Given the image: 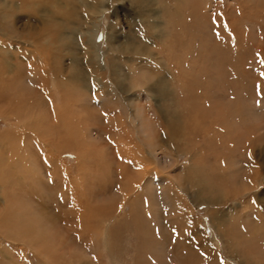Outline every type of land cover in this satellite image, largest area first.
I'll use <instances>...</instances> for the list:
<instances>
[{
  "label": "rangeland",
  "instance_id": "374dc122",
  "mask_svg": "<svg viewBox=\"0 0 264 264\" xmlns=\"http://www.w3.org/2000/svg\"><path fill=\"white\" fill-rule=\"evenodd\" d=\"M96 1L0 0V264H264V0Z\"/></svg>",
  "mask_w": 264,
  "mask_h": 264
},
{
  "label": "bare ground",
  "instance_id": "6f19581e",
  "mask_svg": "<svg viewBox=\"0 0 264 264\" xmlns=\"http://www.w3.org/2000/svg\"><path fill=\"white\" fill-rule=\"evenodd\" d=\"M2 1V0H1ZM97 2V4H99V8L95 11V12H93L92 14H94V17H97L95 20L93 19V21H92V23H91V25H92V30H91V34H89V38L87 39V44L89 45V48L91 49V51H88V54L89 55H91L92 56V58H93V61L95 62V61H97V62H99V59H100V57H103V52L101 51L102 49H100V48H98L97 47V45H96V43H95V36H96V34H97V32L99 31V23H100V20H101V22H102V20L105 18V14H106V11H107V8H106V4H105V2H106V0L105 1H103V0H97L96 1ZM179 5V4H178ZM7 18V17H6ZM2 20V19H1ZM8 20V19H7ZM7 23V22H6ZM15 57H16V55H15ZM17 57L19 58V56L17 55ZM14 58V57H13ZM22 58V57H21ZM17 59V58H16ZM104 59V57L102 58V60ZM9 61V60H8ZM104 61V60H103ZM102 61V62H103ZM73 63H75V62H73ZM104 66H105V68H106V65L104 64V62L102 63ZM101 64V65H102ZM14 65H15V63H14ZM98 66H99V64H97ZM100 65V66H101ZM99 66V67H100ZM103 66V67H104ZM102 67V68H103ZM19 69V68H18ZM100 70H102V69H100ZM20 71H21V69H20ZM10 72V71H9ZM2 73V72H1ZM12 73V72H11ZM17 73H19V72H17ZM5 74H6V72H5ZM14 75V74H13ZM61 75V74H60ZM15 76V75H14ZM17 76V75H16ZM3 77V76H2ZM74 77V76H73ZM6 78V77H5ZM16 78V77H15ZM75 79H77V81H79L80 83H82V89L84 90V91H88V89L90 88V87H92V88H95L96 90H98V89H102L101 87V83L102 82H100V84H99V80L97 79V78H92L91 79V81H90V83L89 84H87V83H85V79L83 78H81V77H79V79L77 78V77H75ZM18 82V79L17 80H14V84H16L17 82ZM70 81H74V78H71V79H68V80H66V82L67 83H70ZM76 81V80H75ZM76 81V82H77ZM5 82V81H4ZM61 82V81H60ZM3 83V82H2ZM13 83V82H12ZM103 84V83H102ZM12 85V84H11ZM5 86L6 85H4V83H3V87L5 88ZM103 87H105V86H103ZM40 88V87H39ZM60 88V87H59ZM60 90H61V88H60ZM95 90V91H96ZM91 91V90H90ZM92 91H93V89H92ZM108 91L109 92H112V93H114L116 90H114V88L112 87V86H108ZM56 92V91H55ZM4 93H5V91H4ZM4 93H2L1 92V94H3L4 95ZM111 93V94H112ZM55 95V94H54ZM57 95V94H56ZM3 97V96H2ZM32 97V96H31ZM40 99H41V97H40ZM43 99V98H42ZM2 100V99H1ZM27 100V99H26ZM42 101V100H41ZM48 103H49V101L48 100H46ZM61 101V106H62V111H67V112H70V110H72L71 108H73V105L71 104V101L69 102L68 100H66V98L64 99V97L62 96V99L60 100ZM112 101H113V99H112ZM2 102V101H1ZM46 102V103H47ZM38 103H40L41 105H42V103L43 102H40V100H39V102ZM47 103V104H48ZM52 103V102H51ZM115 103V102H114ZM118 103V102H117ZM1 104V103H0ZM17 104V103H16ZM2 105V104H1ZM18 105V104H17ZM36 105V104H35ZM55 105V104H54ZM113 105V104H112ZM116 105V104H115ZM36 106H38V105H36ZM44 106V105H43ZM43 106H41V107H43ZM46 106V105H45ZM44 106V107H45ZM109 106H111V105H109ZM119 106H120V104H119ZM17 107V106H16ZM25 107V106H24ZM29 107V106H28ZM83 107L84 106H79V105H76V102H75V104H74V108H77V109H83ZM118 107V106H117ZM32 108V107H31ZM55 108H56V110H58L57 109V107H56V105H55ZM109 108V107H108ZM48 109V108H47ZM50 110V109H49ZM52 110H53V107H52ZM60 110V109H59ZM107 110V109H106ZM17 111V110H16ZM28 111V110H27ZM73 111V110H72ZM79 111V110H78ZM19 112V111H18ZM54 112V111H53ZM57 112V111H56ZM56 112H55V114H56ZM108 112V111H107ZM112 112V111H111ZM15 114V113H14ZM54 114V115H55ZM20 115V114H19ZM55 117V116H54ZM133 117L135 118V119H138L139 117H140V113L139 112H137L136 111V114H135V116L133 115ZM118 118V117H117ZM18 121H19V119H17ZM117 120V119H116ZM139 120V119H138ZM115 121V120H114ZM55 122V121H54ZM118 122H119V119H118ZM118 122L116 123L117 125H118ZM121 122V121H120ZM146 122V121H145ZM22 123V122H21ZM20 123V124H21ZM114 123V122H113ZM124 125V124H123ZM22 126V125H21ZM90 127V126H89ZM120 128H122L121 126L119 127V129ZM137 129H138V133H139V135L141 136V137H143V142H144V145L145 146H147V152H148V155L151 157V158H156L155 156V150H154V147L152 146V143L150 142V141H148V143H146L145 141H144V138L146 139V138H148V130L146 129V124L144 123V122H142V121H140V124H138L137 125V127H136ZM123 129V128H122ZM114 130H115V128H114ZM117 130V129H116ZM121 130V129H120ZM79 131V130H78ZM117 132V131H116ZM121 132V131H120ZM9 133V132H8ZM122 133V132H121ZM3 134H5V133H3ZM17 134V133H16ZM9 135V134H8ZM10 136V135H9ZM9 136H6V137H9ZM17 136V135H16ZM15 136V137H16ZM124 136V135H123ZM13 138V137H12ZM0 139H1V137H0ZM4 139H6V140H8V139H11V137L10 138H4ZM20 139V138H19ZM18 139V140H19ZM94 141H97V138H92ZM91 139V140H92ZM5 140V141H6ZM13 140V139H12ZM22 140V139H21ZM20 140V141H21ZM12 142V141H11ZM16 142H18L19 143V141H16ZM22 142H24V140L22 141ZM21 142V143H22ZM85 142V141H84ZM20 143V144H21ZM111 143V142H110ZM114 143V142H113ZM24 144V143H23ZM22 144V145H23ZM16 145H18L17 143H16ZM113 145V144H112ZM107 146V145H106ZM1 147V146H0ZM74 147V146H73ZM70 148V146L67 148V149H69ZM71 149V148H70ZM135 149V148H134ZM73 150V149H72ZM81 150V149H80ZM117 150V149H116ZM138 150V149H137ZM10 151V150H9ZM13 151V150H12ZM58 151H66V148H63V147H61ZM4 152H6V150L4 151ZM120 153H122L121 152V150H120ZM124 154V153H123ZM121 155V154H120ZM112 158V157H111ZM12 159V158H11ZM121 159V158H120ZM81 160H82V158H81ZM137 162V161H136ZM14 163V162H13ZM16 163V162H15ZM14 163V164H15ZM18 163V162H17ZM42 163V162H41ZM126 165V164H125ZM52 165H50L49 163H47V168L49 169V170H53V167H51ZM134 166V165H133ZM124 167V166H123ZM23 168V167H22ZM135 168H139L138 167V165L135 167ZM135 168H133V171H138V169L136 170ZM124 169H125V167H124ZM23 170H25V169H23ZM123 170V169H122ZM14 171H15V169H14ZM61 171V170H60ZM126 171V170H125ZM124 172V171H123ZM11 173V172H10ZM142 173V172H141ZM150 173V172H149ZM126 174V173H125ZM26 175V174H25ZM45 175H46V173H45ZM45 175H43L42 174V176H44V177H48V178H50L51 176H45ZM9 176H11V175H9ZM24 176V175H23ZM27 176V175H26ZM33 176V175H32ZM41 176V177H42ZM138 176H140V172H139V175ZM12 177V176H11ZM15 177H19L18 179H21L20 178V175H19V172H18V169L16 170V175H15ZM52 177H54V176H52ZM121 177V176H120ZM142 177H143V175H142ZM140 178H141V176H140ZM9 179V178H8ZM54 179V178H53ZM55 179H56V177H55ZM30 180V179H29ZM10 181V180H9ZM24 181V180H23ZM34 181V180H33ZM43 181V180H42ZM58 181V180H57ZM56 180L54 181L53 180V182H51L50 184H52L51 186H54V182L56 183L57 182ZM26 182V181H25ZM44 182V181H43ZM43 182H41V181H37V185H41V187H43L45 190H46V188H47V185L44 183L43 184ZM49 182V181H48ZM59 182V181H58ZM24 183V182H23ZM29 183V182H28ZM128 183V182H127ZM34 184V182L31 184L30 183V187H31V185H33ZM49 184V185H50ZM158 184V183H157ZM23 185V184H22ZM36 185V186H37ZM127 185V184H126ZM160 185V184H159ZM26 186V185H25ZM162 186V185H161ZM169 186V185H168ZM22 187V186H21ZM33 187V186H32ZM31 187V188H32ZM38 187V186H37ZM58 186H54V188L55 189H58L57 188ZM127 187V186H126ZM165 187V185L163 186V188ZM30 188V189H31ZM53 188V189H54ZM162 188V187H161ZM166 188V187H165ZM165 188H164V191H165ZM29 189V188H28ZM65 189V188H64ZM33 190V189H32ZM139 190V189H138ZM23 191V190H22ZM34 191V190H33ZM47 191V190H46ZM49 191V190H48ZM55 191H57V190H55ZM60 191V190H59ZM59 191H57V192H59ZM66 191V190H65ZM140 191V190H139ZM162 191V190H161ZM164 191L162 192V193H159V194H164ZM169 191V190H168ZM168 191H166L167 193H168ZM7 192V191H6ZM26 192V191H25ZM9 193V192H8ZM22 193H24V191L22 192ZM28 193V192H27ZM33 193V192H32ZM62 193H64V192H60V194H62ZM67 193V192H66ZM29 194V193H28ZM65 194V193H64ZM72 194V193H71ZM158 194V195H159ZM6 195V194H5ZM23 195V194H22ZM67 195V194H66ZM168 195V194H167ZM3 196V195H2ZM61 196H63V194L61 195ZM60 196V197H61ZM30 196H28V198H29ZM160 197V196H159ZM20 198V197H19ZM23 198V197H22ZM31 198V197H30ZM33 198V197H32ZM65 198V197H64ZM63 198V199H64ZM75 199H76V197H74ZM161 198V197H160ZM163 199V202H166V201H168L169 203H170V197H168V196H163L162 197ZM2 199H3V197H2ZM14 199H15V197H14V195L11 193V195L10 194H8L7 195V197H6V206H4L5 207V209L4 210H2V209H0V210H2V211H0V231H2V232H4V229H5V231H6V233L10 236V237H13L14 239H16V240H21L22 239V236L24 235H26V232H28V233H31V232H34L35 233V235H36V228H35V226H36V224H37V222H35L36 220H34L33 218L34 217H32V215H33V213L31 214V213H29V212H26V211H24L25 213H21L20 212V209H19V212H15L14 210H13V204H12V202L14 201ZM57 199V198H56ZM65 199H67V197L65 198ZM68 199H69V197H68ZM167 199V200H166ZM58 200H59V198H58ZM62 200V199H61ZM72 200H74V199H72ZM166 200V201H165ZM40 201V200H39ZM62 201H65V200H62ZM71 201V200H70ZM70 201H68L69 202V204L71 203ZM18 201L16 200V203H17ZM20 202V201H19ZM66 202H67V200H66ZM77 203V201H74V203ZM2 203V202H1ZM38 203V202H37ZM75 203V204H76ZM35 204V203H34ZM67 204V203H66ZM72 204H73V202H72ZM78 204V203H77ZM76 204V205H77ZM19 205V204H18ZM46 205V204H45ZM3 206H2V208H3ZM20 206V205H19ZM67 206H69V205H67ZM75 206V205H74ZM63 207H65V206H63ZM76 207V206H75ZM16 208V207H15ZM34 208V207H33ZM66 208V207H65ZM39 209V208H38ZM35 211V213L36 214H44V213H38V211L36 212V209L34 210ZM69 211V210H68ZM75 211H77V210H75ZM73 212V211H72ZM79 212V211H78ZM80 213V212H79ZM26 214H31V216H28V215H26ZM38 215V216H39ZM57 215V214H56ZM67 215V214H66ZM81 215V214H80ZM80 215H78V216H80ZM37 216V217H38ZM41 217L43 216V215H40ZM40 216L37 218V219H39V220H41V218H40ZM58 216H59V214H58ZM32 218L33 219V221H32V219H30V218ZM70 217V216H69ZM82 217V216H81ZM28 218H29V220H28ZM58 218V217H57ZM43 219V218H42ZM71 219V218H70ZM73 219V218H72ZM77 219H78V217H77ZM80 219H82V218H79V220ZM44 221H45V219H43ZM47 220V219H46ZM75 220V219H74ZM61 221V220H60ZM81 221V220H80ZM41 222H43V221H41ZM41 222L39 223L38 222V224L39 225H37L36 227L37 228H39L38 226H40V225H42L41 224ZM46 222V221H45ZM47 222L49 223L50 221L49 220H47ZM46 222V223H47ZM73 222V221H72ZM68 223V222H67ZM70 223V222H69ZM50 224H51V226H53V223H51L50 222ZM74 224V223H73ZM78 224V223H77ZM109 222L106 224V228H105V230H104V232H103V240L105 241L107 238H108V231H109ZM111 225V224H110ZM44 226H45V224H44ZM50 226V227H51ZM67 226V225H66ZM42 228H45V227H43L42 226ZM46 228H47V226H46ZM48 228H49V226H48ZM34 229L36 230V231H34ZM40 230V229H39ZM41 231H42V229H41ZM48 231V230H47ZM50 231V230H49ZM5 233V232H4ZM40 235H42V233L40 234ZM32 237H34L35 238V236H32ZM41 237V236H40ZM0 238H2V237H0ZM23 238H26V237H23ZM34 238H33V241H34ZM37 238V237H36ZM7 239V238H6ZM5 239V240H6ZM36 241H38L37 239H35ZM52 240V239H51ZM108 241V240H107ZM3 243V242H2ZM45 244V243H44ZM7 245V244H6ZM104 245H105V242H104ZM3 246V245H2ZM22 246V245H21ZM30 246V248H32V246L31 245H29ZM37 246H38V244H37ZM56 246V245H55ZM108 246V245H107ZM105 247V246H104ZM9 248H11V247H9ZM36 248V247H35ZM14 250V249H13ZM105 250H108V248L107 247H105ZM59 251V250H58ZM109 251V250H108ZM4 252V251H3ZM18 254V253H17ZM22 254V253H21ZM24 255V254H23ZM45 255V254H44ZM18 256V255H17ZM20 256V255H19ZM53 256V255H52ZM62 256H64V255H62ZM79 256V255H78ZM112 256V255H111ZM10 257V256H9ZM23 257V256H22ZM65 257V256H64ZM13 258V256H11V258H9V259H12ZM25 258V257H24ZM23 258V259H24ZM1 259V258H0ZM6 259V258H5ZM20 259V258H19ZM13 260V259H12ZM35 260H37V259H35ZM107 260V259H106ZM10 261V260H9ZM22 261V260H21ZM26 261V260H25ZM38 261V260H37ZM59 261V260H58ZM63 261V260H62ZM62 261L60 262V263H62ZM69 261H71V260H69ZM2 262V261H1ZM20 262V261H19ZM42 262V261H41ZM44 262V261H43ZM42 262V263H43ZM55 262V261H54ZM25 264V263H24ZM44 264V263H43ZM59 264V263H58ZM72 264V263H71Z\"/></svg>",
  "mask_w": 264,
  "mask_h": 264
}]
</instances>
